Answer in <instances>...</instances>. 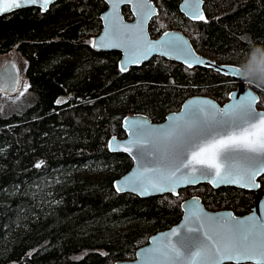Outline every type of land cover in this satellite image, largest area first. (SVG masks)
Instances as JSON below:
<instances>
[{
    "label": "trees",
    "instance_id": "16d2710c",
    "mask_svg": "<svg viewBox=\"0 0 264 264\" xmlns=\"http://www.w3.org/2000/svg\"><path fill=\"white\" fill-rule=\"evenodd\" d=\"M153 2L152 38L167 27L179 30L198 54L240 68L249 62L245 53L261 49L250 60L258 79L249 86L264 108V84L257 86L264 80V0H203L201 21L183 16L180 0ZM105 8L101 0H60L44 13L33 7L0 17V55L22 57L30 94L15 110L0 102V264L129 261L150 235L180 220L189 197L235 215L253 206L254 193L234 187L201 184L146 199L114 190L132 161L109 152L107 141L122 136L126 114L158 122L193 95L222 104L236 82L162 57L119 71L118 52L90 48ZM123 15L130 19L127 7ZM259 181L264 192V176Z\"/></svg>",
    "mask_w": 264,
    "mask_h": 264
},
{
    "label": "snow or ice",
    "instance_id": "6c2138e0",
    "mask_svg": "<svg viewBox=\"0 0 264 264\" xmlns=\"http://www.w3.org/2000/svg\"><path fill=\"white\" fill-rule=\"evenodd\" d=\"M49 2L43 0L41 6L46 8ZM37 3L38 0H0V15ZM197 11L198 5H193L190 16L204 20ZM149 14L145 13V18ZM154 47L141 31L129 62L146 59ZM164 47L168 51L161 55L174 52L177 58L183 56L185 63L192 66L193 61L188 57L193 54L186 45L178 43L177 39H169ZM253 50L245 53L249 61ZM233 71L243 79L240 69ZM231 98L235 102L223 108L207 100L193 101L185 106L182 116L173 118L168 128L150 129L142 123L135 124L133 134L137 157H155L160 166L151 169L152 176L129 178L117 191L132 190L145 194L151 188L175 193L176 187L182 183H196L200 178L208 179L214 187L235 184L243 188H259L256 178L264 174V113L255 110L259 98L251 91L239 98L232 94ZM156 146L160 147L159 152L153 151ZM36 166L40 167L39 164ZM182 169L190 171L182 172ZM173 235L178 237L175 243L148 249L145 258L156 264H223L226 260L236 264L241 261L264 264V211L259 219L249 217L247 222L235 218L211 222L210 218L194 213L183 233L173 230Z\"/></svg>",
    "mask_w": 264,
    "mask_h": 264
},
{
    "label": "water",
    "instance_id": "95a60500",
    "mask_svg": "<svg viewBox=\"0 0 264 264\" xmlns=\"http://www.w3.org/2000/svg\"><path fill=\"white\" fill-rule=\"evenodd\" d=\"M60 0H50L47 4V7H42L43 0H38L37 5H32L24 8H39L42 13L46 12L49 7ZM106 5L105 10L100 14L99 19L101 21V29L100 32L92 37L90 41V48L93 51L97 52H118L120 54V58L118 61V69L119 71L125 73L128 69L133 67H140L143 63L148 62L150 59L154 57H162L168 61L175 62L178 64H182L187 68H195V67H203L206 69L214 70L224 76L231 77L236 82V87L228 94V99L222 104L217 103L214 99L207 96L202 95H193L185 99L180 108L177 111H173L168 113L165 116V119L162 122H152L150 118L144 115H129L123 118L122 120V129L125 133L124 138H117L116 136H112L107 141V149L111 153H122L127 155L131 161V168L123 174L121 177L117 178L113 182L114 190L119 194H133L141 199H146L150 197H159L163 195H172L177 197L179 191L188 187H193L201 184H207L213 189H218L221 187H234L239 188L245 191H249L254 193L253 206L251 211L245 215H235L231 210H216L211 211L208 210L200 197L192 196L180 203L181 208V218L180 220L172 225L171 227L158 231L152 235H150L145 244L138 247L135 251L134 258L129 261H118L115 264H156L155 261H149L145 258L144 253L148 249L160 247L163 248L167 243H175L178 237L173 235V230L177 232L183 233L184 228L187 224H189L194 213H199L200 216L204 218H210L211 222L215 220L224 218H235V220H239L242 222H247L249 217H253L255 219H259L261 216V212L264 211L262 209V202H264V193L260 192V181L259 178L264 176L261 174L257 176L256 183L259 184V188H243L235 184H220L219 186H213V183L210 182L206 178H200L196 183H182L180 186L176 187L175 193L168 191H155L153 189H149L148 193L141 194L140 191H132V190H121L117 191V188H123L125 182L132 177H140L144 176H152L151 169L153 167H159L160 161L155 157L150 159H141L137 157V149L135 147L136 137L134 136V125L137 123H142L146 128L150 129H164L168 128L170 124L173 123V118L182 116L185 111V106L190 104L193 101L207 100L212 104L216 105L219 108H223L225 106L233 104L235 101L231 98L232 94H235L237 98L245 95L248 91H251L256 97H258V101L255 103L254 107L257 112L264 113V109L257 108L260 97L257 91L252 89L247 85L245 79L238 78L237 74L233 71V69H240L235 65H227V64H218L215 61L204 57L203 55L198 54L189 38L181 31L170 29L161 33L158 37L152 38L149 34V23L152 18L158 15V8L154 4L153 0H101ZM146 5V6H145ZM198 5L197 14H202L205 18L204 12V2L203 0H180L178 5L179 12L187 19L191 21H201L199 19H193L190 16V12L192 11V6ZM129 7V11L132 14V20H126L123 15V8ZM23 9V8H20ZM15 9L14 11L20 10ZM12 11V12H14ZM10 12V13H12ZM10 13H5L0 15H7ZM145 13H150L145 18ZM148 43L155 45L148 52V56L146 59H140L138 63H130V59L133 56V51L135 45L137 43V36L141 33ZM167 33V35H165ZM169 39H177L178 43L186 45L187 49L193 54L188 57L189 60L193 61L192 66L189 67L188 63H185V58L180 56L177 58L176 53L168 52L166 55H161L162 52L168 51L164 47V43ZM113 44H118L119 46H112ZM200 61V63H195V61ZM124 69V70H122ZM227 73V75H225ZM21 82V72L17 63L14 60H9L4 63L0 67V94L6 96L15 95L20 86ZM111 145V147H110ZM153 151L159 152L160 147L156 146L153 148ZM190 159V157H189ZM182 172L190 171L188 169H182ZM180 176V173H177ZM195 175H199L195 173ZM183 180L184 177H181ZM233 263L236 264L235 261H224L223 264ZM255 264V261H241L240 264Z\"/></svg>",
    "mask_w": 264,
    "mask_h": 264
},
{
    "label": "rangeland",
    "instance_id": "374dc122",
    "mask_svg": "<svg viewBox=\"0 0 264 264\" xmlns=\"http://www.w3.org/2000/svg\"><path fill=\"white\" fill-rule=\"evenodd\" d=\"M160 24H161V27H164L163 22L160 21ZM167 30H170V28L168 29V27H167ZM9 60H14L17 63L19 70L21 72V82H20L19 90L15 95L6 96L3 94H0V102L2 103L1 107L4 108V110H5L6 106L9 107V103L12 104V109L15 110L16 108H19L21 106V102L22 103L25 102L26 104L28 102L30 103V100H29L30 94L28 92V87H29L28 82H27V79L25 78V74L23 73V70L25 67V61L22 59V57L19 54H17L13 50L12 52H10L8 54L0 55V67ZM246 83L248 86L251 85L249 82H246ZM255 89H257V88H255ZM259 102H260V100H259ZM175 110H178V109H175Z\"/></svg>",
    "mask_w": 264,
    "mask_h": 264
},
{
    "label": "clouds",
    "instance_id": "9594fccd",
    "mask_svg": "<svg viewBox=\"0 0 264 264\" xmlns=\"http://www.w3.org/2000/svg\"><path fill=\"white\" fill-rule=\"evenodd\" d=\"M261 52V49L256 48L252 52V56L255 57L256 53ZM251 61H249L247 64H244L241 66V72L242 76L245 79L246 82L253 83L256 82L258 78L253 76V73L250 69ZM260 84H264V80H259L257 83V86H260Z\"/></svg>",
    "mask_w": 264,
    "mask_h": 264
},
{
    "label": "flooded vegetation",
    "instance_id": "af4514ba",
    "mask_svg": "<svg viewBox=\"0 0 264 264\" xmlns=\"http://www.w3.org/2000/svg\"><path fill=\"white\" fill-rule=\"evenodd\" d=\"M180 3V2H179ZM128 8V10H129V7H127ZM130 12V11H129ZM131 14V13H130ZM132 18H133V16H132V14H131V17H130V19L129 20H132ZM182 104V103H181ZM173 111H177V110H173ZM173 111H168L166 114H165V116L168 114V113H170V112H173ZM129 115H144V116H147L148 118H150L148 115H146V114H139V113H130V114H126L123 118H125L126 116H129ZM165 116H164V118L161 120V121H158V122H162L164 119H165ZM123 118H122V120H123ZM122 120H121V127H122ZM150 120L152 121V119L150 118ZM152 122H154V121H152ZM123 130V129H122ZM117 138H124L125 137V133H124V131H123V134H122V136L121 137H118V136H116ZM262 193H264V192H262ZM251 211V210H250ZM249 211V212H250ZM248 212V213H249ZM248 213H246V214H248ZM243 215H245V214H243ZM241 216V215H240Z\"/></svg>",
    "mask_w": 264,
    "mask_h": 264
}]
</instances>
